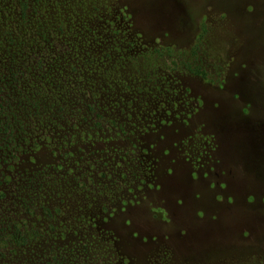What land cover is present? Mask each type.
<instances>
[{"label":"rangeland","instance_id":"1","mask_svg":"<svg viewBox=\"0 0 264 264\" xmlns=\"http://www.w3.org/2000/svg\"><path fill=\"white\" fill-rule=\"evenodd\" d=\"M20 1L57 26L60 69L88 74L69 99L89 113L80 127L102 126L70 144L64 117L54 155L18 166L59 165L43 192L66 227L55 243L87 264H264V0ZM3 171L13 205L17 170Z\"/></svg>","mask_w":264,"mask_h":264},{"label":"trees","instance_id":"2","mask_svg":"<svg viewBox=\"0 0 264 264\" xmlns=\"http://www.w3.org/2000/svg\"><path fill=\"white\" fill-rule=\"evenodd\" d=\"M28 11L25 1L0 0V176H4V168L12 174L17 170L13 205L0 204V256L2 249L8 248L6 254L11 260L16 258V264H87V254L78 243L63 246L55 243L64 238L66 227L58 222L61 210H54L43 192L57 185L53 174L59 165L46 164L29 171H20L18 166L24 163L22 157L26 154L35 163L34 155L42 149L54 155V143L59 142L58 136L61 138L58 131L64 117L73 118L74 126L66 138L70 144L77 137L83 141L98 137L102 126L101 123L84 126L86 119L81 118L80 127L79 113L86 117L89 113L80 101L73 103L69 99L78 88H86L84 78L88 74L78 70V63L71 66V71L60 69L62 66L56 64L50 51L57 26L53 23L42 26L41 21L36 26ZM86 64L90 66L92 62ZM109 71L103 64H97L94 73L98 72L100 79L110 76ZM70 112L75 114L69 116ZM108 125V132L123 128L115 119ZM107 140L116 142L112 137L103 142ZM97 165L95 162L90 169ZM90 169L86 171L89 178L93 174ZM6 181L9 183V176ZM81 219H76L78 224L83 223ZM6 254L2 258H7ZM23 256L25 259L19 261Z\"/></svg>","mask_w":264,"mask_h":264}]
</instances>
